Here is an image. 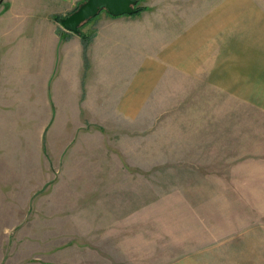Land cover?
Wrapping results in <instances>:
<instances>
[{
    "label": "rangeland",
    "instance_id": "rangeland-1",
    "mask_svg": "<svg viewBox=\"0 0 264 264\" xmlns=\"http://www.w3.org/2000/svg\"><path fill=\"white\" fill-rule=\"evenodd\" d=\"M38 3L41 37L76 9L47 21L57 11ZM173 92L150 109V151H108L106 136L101 151H9L21 155L25 184L19 204L9 203L12 186L0 190V264H264V114L221 139L222 125L205 122L204 94L191 108L188 91ZM118 121L120 138L131 128ZM189 132L198 139L178 138ZM4 166L0 157V183L10 185Z\"/></svg>",
    "mask_w": 264,
    "mask_h": 264
},
{
    "label": "crops",
    "instance_id": "crops-1",
    "mask_svg": "<svg viewBox=\"0 0 264 264\" xmlns=\"http://www.w3.org/2000/svg\"><path fill=\"white\" fill-rule=\"evenodd\" d=\"M49 1L57 12L47 21L84 0ZM139 3L143 9L133 14L101 11L79 33L58 25L43 37L38 0L0 3V157L14 179L0 190H15L10 204L22 202L16 188L18 179L20 188L25 182L16 174L20 153L9 151H101L103 136L108 151H150L149 112L161 111L164 89L188 91L189 104L180 107L198 106L204 94L205 122L222 125L221 139L246 115L264 114V0ZM118 119L131 128L120 138L111 129ZM232 133L244 139L234 127ZM61 134L58 150L53 143Z\"/></svg>",
    "mask_w": 264,
    "mask_h": 264
},
{
    "label": "water",
    "instance_id": "water-1",
    "mask_svg": "<svg viewBox=\"0 0 264 264\" xmlns=\"http://www.w3.org/2000/svg\"><path fill=\"white\" fill-rule=\"evenodd\" d=\"M137 0H85L72 13L62 17L60 23L67 30L80 32V26L106 8L111 15L133 14L137 12Z\"/></svg>",
    "mask_w": 264,
    "mask_h": 264
},
{
    "label": "trees",
    "instance_id": "trees-1",
    "mask_svg": "<svg viewBox=\"0 0 264 264\" xmlns=\"http://www.w3.org/2000/svg\"><path fill=\"white\" fill-rule=\"evenodd\" d=\"M137 1L140 2V0H137ZM142 9H143V6H139V7L137 8L138 11H140V10H142ZM57 17L59 18V16H57ZM57 17H56V18H57ZM58 18H57V19H58Z\"/></svg>",
    "mask_w": 264,
    "mask_h": 264
}]
</instances>
